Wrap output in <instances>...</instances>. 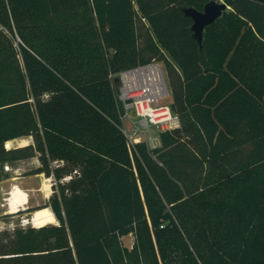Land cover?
Masks as SVG:
<instances>
[{
    "label": "trees",
    "instance_id": "1",
    "mask_svg": "<svg viewBox=\"0 0 264 264\" xmlns=\"http://www.w3.org/2000/svg\"><path fill=\"white\" fill-rule=\"evenodd\" d=\"M209 1L0 0V165L37 156L57 219L0 230V264H264V2L199 41ZM151 61L180 125L130 144L114 74Z\"/></svg>",
    "mask_w": 264,
    "mask_h": 264
},
{
    "label": "rangeland",
    "instance_id": "2",
    "mask_svg": "<svg viewBox=\"0 0 264 264\" xmlns=\"http://www.w3.org/2000/svg\"><path fill=\"white\" fill-rule=\"evenodd\" d=\"M225 1V0H218ZM230 7H228L229 9ZM164 67L165 64L162 61ZM166 69V67H165ZM118 73L114 74L116 81H118ZM171 90V89H170ZM172 96L170 95L166 102L170 103ZM138 125V117L134 112H130L127 116H123V127L127 132L133 131ZM137 137H140L142 141L148 142L150 146L156 145L157 142L160 144L159 130L155 126L142 127L137 133ZM153 138H149V137ZM158 137V139H157ZM32 139L28 137L17 138L11 140V147L22 146ZM7 146V145H6ZM10 148V147H8ZM41 165V162L37 156L20 159L16 161H7L0 165V230H14L17 227L34 226L33 223L28 222L33 215V212L41 206H44L49 197H46L44 192L40 190L47 175L45 173H33V171ZM50 178V184L53 192L54 178ZM15 185L20 186L30 194V202L20 207L16 212H10V204L8 198L10 192L13 190ZM57 223V220L52 222ZM122 241L126 247L132 248L135 237L132 233L125 235Z\"/></svg>",
    "mask_w": 264,
    "mask_h": 264
},
{
    "label": "built area",
    "instance_id": "3",
    "mask_svg": "<svg viewBox=\"0 0 264 264\" xmlns=\"http://www.w3.org/2000/svg\"><path fill=\"white\" fill-rule=\"evenodd\" d=\"M118 97L124 107V117L134 112L138 125L131 132L123 130L129 143L141 141L136 133L142 127L155 126L161 131L180 125V118L166 99L171 95L166 69L162 62L151 61L118 73ZM153 138V137H149ZM158 139V137H157ZM160 139V137H159ZM159 145L157 142L156 145Z\"/></svg>",
    "mask_w": 264,
    "mask_h": 264
},
{
    "label": "bare ground",
    "instance_id": "4",
    "mask_svg": "<svg viewBox=\"0 0 264 264\" xmlns=\"http://www.w3.org/2000/svg\"><path fill=\"white\" fill-rule=\"evenodd\" d=\"M7 147H11V141L7 142ZM50 178L44 180L40 190L44 192L46 197H49L52 193V188L50 184ZM10 204V212H16L20 207L25 206L29 201V194L26 190L22 189L20 186L15 185L13 190L10 192V197L8 198ZM56 216L50 207H44L33 212L32 217L28 222L33 223L34 226L40 227L45 224L52 223L56 221Z\"/></svg>",
    "mask_w": 264,
    "mask_h": 264
},
{
    "label": "water",
    "instance_id": "5",
    "mask_svg": "<svg viewBox=\"0 0 264 264\" xmlns=\"http://www.w3.org/2000/svg\"><path fill=\"white\" fill-rule=\"evenodd\" d=\"M228 7L225 1L211 0L205 4L203 10L194 7L184 8L185 13L193 19L192 29L199 41L202 40L205 27L215 22Z\"/></svg>",
    "mask_w": 264,
    "mask_h": 264
},
{
    "label": "crops",
    "instance_id": "6",
    "mask_svg": "<svg viewBox=\"0 0 264 264\" xmlns=\"http://www.w3.org/2000/svg\"><path fill=\"white\" fill-rule=\"evenodd\" d=\"M29 196H30V194H29ZM29 202H30V199H29L28 203H29ZM28 203H27V204H28ZM27 204H26V205H27Z\"/></svg>",
    "mask_w": 264,
    "mask_h": 264
}]
</instances>
